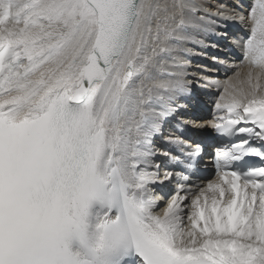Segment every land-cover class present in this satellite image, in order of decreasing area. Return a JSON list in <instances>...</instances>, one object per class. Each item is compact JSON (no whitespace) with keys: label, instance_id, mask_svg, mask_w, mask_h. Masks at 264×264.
Segmentation results:
<instances>
[{"label":"snow or ice","instance_id":"obj_1","mask_svg":"<svg viewBox=\"0 0 264 264\" xmlns=\"http://www.w3.org/2000/svg\"><path fill=\"white\" fill-rule=\"evenodd\" d=\"M195 10L185 0H0V264H264V166L228 170L248 155L264 163V0L236 14L245 61L259 69L252 91L225 87L216 109L226 114L212 125L248 139L216 153L220 182L191 199L187 230L179 192L191 189L181 184L158 213L143 171L170 114L154 105L184 91L146 82Z\"/></svg>","mask_w":264,"mask_h":264},{"label":"bare ground","instance_id":"obj_2","mask_svg":"<svg viewBox=\"0 0 264 264\" xmlns=\"http://www.w3.org/2000/svg\"><path fill=\"white\" fill-rule=\"evenodd\" d=\"M228 1V2H227ZM241 0H185L186 3H189L193 8H195L196 10H200L204 13L206 12H210V13H218V12H223V16L222 18L224 19H228V20H232L233 22L236 23H240L241 25H246V24H242L240 22V20L238 19V17L236 16V14L239 15H243L245 17V19H247L244 11H242L241 9H237V5L242 6L243 9L245 10V4H243L244 1L240 2ZM171 0H153V3H170ZM239 2V3H238ZM186 20L188 21V27H189V31L187 33H184L182 31H178L177 32V36L180 37L181 42L176 44L173 40L169 41L167 43V47L169 49L172 48L171 51H169L167 54H161L160 60L157 64V68L160 70V73H162V69L159 67H162L163 64H161L162 62L166 61V58H169L168 62L172 65H176V64H187L189 63L188 58L185 56V54L181 53L180 51H174L173 49L177 48V47H181L182 49H184L185 53H189L190 52H194V48H193V44L196 43L198 44L197 46H203L204 44V39L202 36L207 37L209 36L210 31L213 28V24H215V22L213 20L208 21V24H203L205 25L202 27L197 26L193 20H192V16L187 13L186 14ZM221 22V21H219ZM202 25V24H201ZM231 35V33H230ZM214 36L213 34L211 35V37ZM192 41V42H191ZM191 64H194V62H190ZM201 63H196L195 66H200ZM176 71L178 72H186L187 69L186 68H174ZM196 67H193L192 70L195 71ZM246 69L248 70V72L252 71L253 74H255L256 71H259V69H250V68H246V66L242 65V66H238L233 73H230L226 76V78L223 79V86L225 87H229L230 91H236V90H244V82L248 81V77L245 78H241V76H243L246 71ZM191 70V71H192ZM190 72V71H188ZM238 74L237 76H235V80L234 75ZM164 76H157L154 80L151 81H147L146 83L151 86L154 83H161V82H170L167 78H162ZM263 77V76H261ZM166 104V103H165Z\"/></svg>","mask_w":264,"mask_h":264},{"label":"rangeland","instance_id":"obj_3","mask_svg":"<svg viewBox=\"0 0 264 264\" xmlns=\"http://www.w3.org/2000/svg\"><path fill=\"white\" fill-rule=\"evenodd\" d=\"M253 1V0H252ZM228 2V1H227ZM239 3V2H238ZM243 4H245V7H247V6H249V4L251 5L252 4V2H250L249 3V0L246 2V3H243ZM246 15V14H245ZM246 17H247V15H246ZM243 26H247V25H243ZM203 37V39H204V43H206V42H208L209 43V40L206 38V37H204V36H202Z\"/></svg>","mask_w":264,"mask_h":264}]
</instances>
